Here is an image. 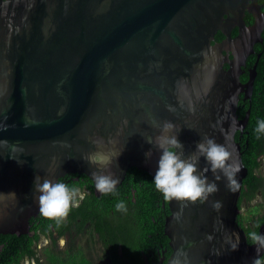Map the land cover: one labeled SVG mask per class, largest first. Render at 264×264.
Wrapping results in <instances>:
<instances>
[{"label": "water", "instance_id": "1", "mask_svg": "<svg viewBox=\"0 0 264 264\" xmlns=\"http://www.w3.org/2000/svg\"><path fill=\"white\" fill-rule=\"evenodd\" d=\"M258 1L0 0V233H26L39 214L37 175L84 173L94 185L93 171L121 182L136 166L154 177L161 153L147 141L170 121L186 153L212 137L241 170L234 192L222 178L208 201H169L165 264H252L256 245L237 221L247 167L234 134L249 116L236 111L256 76L257 59L240 80L262 42ZM218 30L224 38L213 42Z\"/></svg>", "mask_w": 264, "mask_h": 264}, {"label": "flooded vegetation", "instance_id": "2", "mask_svg": "<svg viewBox=\"0 0 264 264\" xmlns=\"http://www.w3.org/2000/svg\"><path fill=\"white\" fill-rule=\"evenodd\" d=\"M245 17L253 21L250 13L246 12L244 20ZM246 20V24L252 22ZM237 30V26L232 27L231 36H235ZM223 38L224 35L218 30L213 42ZM257 55L259 57L260 53ZM228 67V63L224 62L223 68ZM249 67L246 61L240 75L242 82L247 80ZM250 107L251 96L243 99L240 93L236 111L238 118H243L247 110L250 114ZM243 110L245 113L241 115ZM248 121L249 116L246 125ZM246 125L234 134L241 148L249 132L245 129ZM256 159L259 166L255 171L264 175L261 163L264 154L259 153ZM153 180L154 177L145 170L130 166L115 192L101 195L84 173H66L58 181L79 189L69 215L57 225L39 213L31 217V222L29 220L26 233H0V264H165L172 252L169 239L164 234L165 219L170 213L169 201L155 189ZM261 193L258 188L252 199L257 194L261 196ZM120 201L125 203L126 212L115 209ZM250 201L242 199L240 208ZM242 215L245 216L243 210L238 219ZM243 224L248 226L252 222L244 221ZM23 250V254L19 255Z\"/></svg>", "mask_w": 264, "mask_h": 264}, {"label": "clouds", "instance_id": "3", "mask_svg": "<svg viewBox=\"0 0 264 264\" xmlns=\"http://www.w3.org/2000/svg\"><path fill=\"white\" fill-rule=\"evenodd\" d=\"M177 128L170 121H165L161 126V131L152 143L160 151L158 158V168L155 172L153 183L155 189L160 192L166 201H196L205 202L209 197L219 192L216 181L222 178L226 181L225 188L236 191L238 181L237 174L241 170L239 164L234 159L232 152L226 144L217 143L212 137L204 136L197 142L195 150L185 152L184 145L178 140ZM257 134H264V119L257 121L255 128ZM259 138V136H258ZM0 143L8 144L7 141ZM15 151V146H13ZM12 156V155H11ZM152 152L145 153L146 159H150ZM12 158H15L12 156ZM201 158L204 159L207 167L202 171L199 167ZM23 164V161H17ZM211 171L215 177L214 181H209L207 171ZM92 180L95 189L101 195L114 193L116 186L120 183L119 177L111 172L93 171ZM35 201L38 204L39 213L42 217L61 224L73 206L79 189L70 187L68 184L53 181L48 178L35 177ZM214 207H222V201H215ZM117 211L126 212L127 207L123 201L116 203ZM248 239L256 245L257 258L252 264H264V258L259 254L264 250V235L255 231L248 234ZM238 243L232 246L235 250Z\"/></svg>", "mask_w": 264, "mask_h": 264}, {"label": "trees", "instance_id": "4", "mask_svg": "<svg viewBox=\"0 0 264 264\" xmlns=\"http://www.w3.org/2000/svg\"><path fill=\"white\" fill-rule=\"evenodd\" d=\"M258 2L261 5L262 12H264V0H259ZM246 19L247 18L245 17V20ZM246 21L249 23V21H252V19L250 18V20ZM261 36L262 42L256 43L254 45L255 52L247 58V65L250 66L257 59V74L254 80L253 93L251 95L249 121L245 127V129H248L249 132L246 133L244 140L242 141V161L247 167V174L242 182L238 205L241 206L242 199L244 198H246L247 202L250 201L255 195V190L258 188L261 189V199L263 201L249 206L246 211V216L242 215L241 219H238V215V224L244 229L247 237L250 232H257L258 226L264 218V211H262V207L264 206V175H259L255 171V169L259 166V161L256 159V156L259 153L264 154V134H257L255 132L257 121L264 119V28L262 30ZM216 38L219 39L218 36H216ZM257 53H260L259 57H257ZM244 113L245 110L242 111L241 115ZM256 208L260 209L259 214H257L259 210ZM32 220L33 218L30 219V222ZM249 220H251L252 225L244 226L243 222ZM247 240L248 242H252L248 238ZM24 251L25 250L20 251L19 255H22ZM262 258H264V255Z\"/></svg>", "mask_w": 264, "mask_h": 264}, {"label": "rangeland", "instance_id": "5", "mask_svg": "<svg viewBox=\"0 0 264 264\" xmlns=\"http://www.w3.org/2000/svg\"><path fill=\"white\" fill-rule=\"evenodd\" d=\"M262 169L264 168V159L262 160ZM259 202H262L261 201V196L259 195V194H257L256 196H255V198L254 199H252L250 202H249V204H247V205H242V209H241V211L243 210V213H245V216H246V211H247V209H248V207L249 206H252V205H254V204H256V203H259ZM264 207V206H263ZM263 207H262V209H263ZM256 209H258L259 211L257 212V214H259L260 213V209L259 208H256ZM261 209V210H262Z\"/></svg>", "mask_w": 264, "mask_h": 264}]
</instances>
